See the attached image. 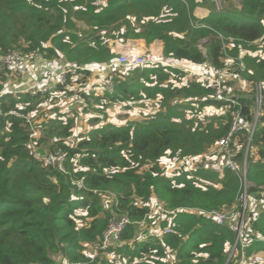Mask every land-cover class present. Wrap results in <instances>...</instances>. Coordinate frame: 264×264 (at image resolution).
<instances>
[{"label":"trees","instance_id":"1","mask_svg":"<svg viewBox=\"0 0 264 264\" xmlns=\"http://www.w3.org/2000/svg\"><path fill=\"white\" fill-rule=\"evenodd\" d=\"M206 2L209 0H0V264H55L58 252L74 264H95L98 258L89 263L85 247L96 245L110 220L121 215L129 223L119 235V244L104 250L113 248L119 255L125 254L129 260L122 261L124 264L225 263L235 233L202 215L174 214L172 231L161 238L138 239L137 224L147 215L151 196L163 202L165 209L230 207L240 193L238 171L225 169L218 186V172L210 168H199L191 176L182 172L170 177L162 174L158 163L169 149L187 147L191 148L189 154L202 153L229 133L237 167L246 159V178L252 182L249 196L264 197V96L262 115L257 117L255 97L250 93L232 90L219 98L206 80L182 83L185 74L177 68L143 66L126 72L116 67L111 71V90L97 96L82 91V97L111 105L153 99L158 113L142 121L91 128L75 147L66 140L73 119L50 118L49 132H42L41 138L49 140L44 143L49 152L67 153L64 173L53 165L44 167L29 155L24 116L33 112L30 104L35 101L38 105L39 99L31 92L16 97L4 93L13 88L16 78L1 62L11 51L27 54L38 48L50 59L61 57L85 67L109 63L114 56L107 41L115 37L140 39L146 44L159 40L166 58L207 63L215 69L225 66L226 50L234 56L241 47L259 41L264 51V0H236L229 2L228 9L212 8L198 18L194 9ZM78 22L86 29L76 30ZM229 43L233 46L228 47ZM253 61V75L248 77L259 78L264 56ZM77 74L88 76L90 70L76 71L69 83ZM170 80L178 84L168 83ZM234 83L231 79L228 85ZM194 106L199 113L208 106L219 112L194 127L190 118H183V112ZM235 115L243 125L231 130ZM251 148L257 159L250 154ZM143 165L146 167L141 169ZM103 193L114 196L111 210L103 202ZM249 222L253 242L248 251L264 248V207L257 218L250 213ZM165 224L163 220L161 226ZM167 249L174 251L177 262L161 259ZM104 250L98 248L97 254Z\"/></svg>","mask_w":264,"mask_h":264},{"label":"rangeland","instance_id":"2","mask_svg":"<svg viewBox=\"0 0 264 264\" xmlns=\"http://www.w3.org/2000/svg\"><path fill=\"white\" fill-rule=\"evenodd\" d=\"M211 2V3H210ZM209 9H212L216 7L215 3L209 0ZM224 3H227L230 7L229 2H222V9L225 8L223 5ZM237 3V2H236ZM113 27V25L109 26ZM80 28H85L81 22H78L76 30H80ZM86 29V28H85ZM88 30H90V33L92 29L89 27ZM81 37V33L79 34ZM228 47H232L233 44H227ZM201 49L204 51L205 49L203 46ZM225 56V66L221 68L222 71H224L223 74V83L225 87V94L232 93V90H236L237 92H246L250 93L255 97L260 96L263 99L264 96V70L258 69L260 71V77L259 78H249V75H253V69L252 67H255L254 59L257 57H263L264 51L261 45V42L257 41L252 44H249L247 46H243L239 49V51L236 53V55L232 56L226 52L224 53ZM115 59V57H114ZM113 59V60H114ZM253 59V60H252ZM184 68H180L184 71L185 77L182 80V83H186L190 79H198L199 81H205L207 78L206 76H214L216 74V71L219 69H215L212 66H210L207 63H202L200 67H205L211 70V72L206 70H197L193 69L191 67H188L187 64L189 62L184 63ZM88 67V66H87ZM86 67V68H87ZM159 68H162V66H158ZM175 66L167 67L168 69H171ZM165 68V67H164ZM248 68L252 70V72L247 71ZM88 69V68H87ZM96 69V66L93 65L90 69V72L95 71L94 73H99V81L93 82L95 80V74L91 77V82H89L87 76L80 75L78 76V80H76L73 83H70L66 85L63 97L58 98L55 101H49L44 100L45 97H42V101L39 105L35 103V101L31 102L30 106L33 107V113H28L24 116V118L27 116V119L25 118L26 122L23 124V127L25 131H28V141H27V147L29 146V149L31 152H33V149L38 148H44V143H47L49 140L45 139L44 137L41 138L42 132L44 134H47L49 132V122L52 121L50 118H58L60 120H66L68 118H72L74 121V126L71 127V134L66 138L67 144L71 147H75L77 145V141L81 139L83 136H86L88 131L93 127H99L108 123H111L113 125H122L126 124L127 121H142L143 119H149L150 117L153 118L155 113L159 110L158 105L155 103V100H132L129 102H122L118 104H106V103H95L94 99H90L89 101L85 100V97H82L81 93L82 91L87 94H95L102 95L104 94L105 89L107 88L106 84V77L103 79L101 78L103 76V73L105 74L104 70ZM188 69V70H185ZM123 70V69H122ZM195 71L198 74H195L191 71ZM197 70V71H196ZM128 72V70H125ZM231 72L238 73V76H235L231 74ZM210 73H212L210 75ZM92 75V74H91ZM84 77V78H83ZM206 78V79H205ZM231 79H234L235 83L232 85H228L229 81ZM157 81V80H155ZM17 80L15 81L14 85L16 84ZM6 85L10 83V80L6 78L5 80ZM75 83V84H74ZM168 83H175L178 84L175 80H170ZM8 87L7 89H9ZM19 95V94H18ZM8 96H14L17 95L8 94ZM39 98H36L37 100ZM57 101H60L59 103ZM179 102V101H177ZM141 103H144L141 105ZM22 106V103H18ZM79 104V105H77ZM145 106V107H144ZM256 116L262 115V106L260 108H256V104H254ZM196 107L194 106L193 110H190L189 112H183V118H190L192 120V126L197 127L198 125L205 124L208 119L218 113L216 108L208 106L204 107L201 110V113L195 110ZM164 111V110H162ZM222 112H225V109L221 110ZM158 113V112H157ZM156 113V114H157ZM233 115V114H232ZM153 116V117H152ZM98 118V120H97ZM94 119V120H92ZM176 121H180L179 118H176ZM191 148H175L173 150L169 149V151H166L163 156H161L158 159L159 167L162 170V174H165L167 176H176L181 174L182 172H186L188 175H192L193 172L199 168H210L214 169L213 165L216 161L220 163V165H223L224 158L221 155L217 154V151L220 150L219 148L212 147L211 149L197 154H189ZM55 153H63L60 151H57ZM43 154H47V151L43 149ZM250 154L257 159V155L255 152V148L250 149ZM30 155V154H29ZM31 156V155H30ZM247 156V154H246ZM233 159V156H232ZM234 160V159H233ZM245 163L246 159L244 158ZM44 165L46 163L45 160H43ZM235 162V160H234ZM244 162V161H243ZM236 163V162H235ZM237 165V164H236ZM146 166L143 165L141 169L145 168ZM236 168V166H235ZM247 168V164H246ZM215 170V169H214ZM216 171V170H215ZM247 171V170H246ZM242 172V169H241ZM261 172L264 173V168L261 169ZM242 174V173H241ZM216 184L219 186L220 183L218 181L222 180V177H217ZM204 181V180H203ZM215 180H207L204 182H214ZM244 184L247 183V193L249 187L252 185V182H249L247 178L245 177V180H243ZM254 184V183H253ZM204 185V184H203ZM239 195V194H238ZM238 195L236 197L235 202L228 208H211V209H205L202 207L197 206H190V207H178L175 209H165L163 207V202L158 201L156 197L151 196L150 199L147 201L148 205V213L145 215V217L138 222L137 229H136V236L138 239L146 238L149 236H154L161 238L163 237V228L166 226V218L168 216L174 217V214L176 213H190L194 215H202L204 217L205 214L207 215L209 211L213 209H219V210H225L228 211L229 209L233 208L238 200ZM249 211L254 212V215L257 214V209H261L264 197H257L256 194L249 196ZM103 202L108 208L111 210V204L114 201V196L109 193H103L102 196ZM138 202L140 201L139 198L136 199ZM260 206V207H259ZM259 207V208H258ZM81 214H83V209L79 210ZM207 218V217H206ZM208 219V218H207ZM165 220L166 224L164 227H162V222ZM173 223V222H172ZM172 225V224H171ZM173 229V228H172ZM190 231H185L184 233V240L188 239ZM167 234V233H165ZM259 238V237H258ZM238 243L236 241L235 237H233L232 242L229 246H231L228 249V254L226 256V260L224 264H235L234 257L238 254L239 249L235 250V256L233 255L232 246L233 244ZM240 244H242V241L240 240ZM263 247V245H261ZM112 247L111 245L109 246ZM227 245L225 246L228 248ZM240 248L239 246H236ZM258 248V247H256ZM93 250V244H87V246L84 249L85 254L89 257V263L94 261L98 258V261L95 264H100L103 260H112L113 264H124L122 261H128L129 259L125 254L119 255L114 249L112 250H104V251H98V254L92 253ZM103 250V249H100ZM232 250V252H231ZM264 252V248L259 249H253L251 251H248L247 255H251L253 252ZM232 253V256H231ZM98 255V256H97ZM205 256V254H199ZM54 257L57 259V262L59 264L62 263L63 260H65L61 253H55ZM97 257V258H96ZM161 259L168 263H175L178 261L177 256L174 254L173 250L167 249L165 254L161 256Z\"/></svg>","mask_w":264,"mask_h":264},{"label":"built area","instance_id":"3","mask_svg":"<svg viewBox=\"0 0 264 264\" xmlns=\"http://www.w3.org/2000/svg\"><path fill=\"white\" fill-rule=\"evenodd\" d=\"M216 9L222 10V0H212ZM228 9L229 5L224 3L223 5ZM112 52L115 54V59L110 63H106L104 65L96 66V68H101L105 66L108 70V75L106 78L107 88L111 90L112 88V75L111 71L116 67H119L123 70H128L136 67H169L172 66V60L167 59L161 53L157 51H143L140 52L130 47L131 42L129 40L121 41L119 39H114L110 41ZM205 51V50H204ZM2 68L9 70L16 80H27L29 76L32 77V80L29 81V86L25 88H10L5 92L13 95H18L21 93L31 92L32 95H37L40 93L45 94L48 92L57 91L61 88H65L68 84V78L70 75L75 73L82 68H86L82 65H77L73 62H63L62 64L57 63L56 59H50L45 56L40 49H36L30 53L23 54L19 51H11L4 55L1 58ZM90 69L91 67H87ZM86 68V69H87ZM85 70V69H84ZM191 71V70H190ZM193 72V71H191ZM195 73V72H193ZM223 74L224 71L221 69L216 71L214 76H206V81L211 88L215 90V96L222 97L225 92V87L223 83ZM233 74V72H231ZM235 76H238V73L234 72ZM4 92V93H5ZM6 93V94H7ZM3 95V94H1ZM0 95V99H1ZM256 108H260L262 105V97H256ZM2 114V110L0 107V116ZM243 125V120L239 119L237 115L234 116V122L232 124L231 130H236ZM229 133L226 137H223L218 140L214 148H219L217 151L218 155H221L223 160V165H220L218 161H216L213 165V168L218 172L219 177H223L224 170L228 169L230 171H238L239 179H240V193L238 195V200L233 208L228 211L213 209L208 212L205 216L212 222L218 225H224L232 230L235 235L236 241L238 243L233 244L232 250L233 255L235 256V250L239 249L238 254L234 257L235 264H263L264 261V252H253L251 255H247L248 249L252 246L253 242V233L250 229L249 222V198L247 193V183L244 184L243 180L246 177V163L245 160L242 163L241 167L238 168L234 160L232 159V152L230 151ZM29 149V146H28ZM29 154L32 158L39 160L44 167L53 165L60 172H67L66 169V160L67 153H52L48 152L47 154H43L41 149H33V152L29 149ZM43 160L46 161L45 165ZM236 166V168H235ZM213 169V170H214ZM242 169V172H241ZM214 170V171H215ZM242 173V174H241ZM264 207V200L261 208ZM255 212V211H254ZM254 212L251 214L257 218L259 210H257V214L254 215ZM166 226L162 229L163 234L170 233L172 231L171 224L173 222L172 216H168L166 218ZM129 223V219L126 215H121L115 219H111L108 223L107 228L102 234V238L99 242L96 243V246L93 245L92 253L97 254V249H107L111 245H116L119 243V235L126 224ZM240 240L242 244H240ZM239 246L240 248L236 247ZM231 250V252H232ZM232 256V253H231ZM61 264H74L69 260H63ZM75 264H82L80 262Z\"/></svg>","mask_w":264,"mask_h":264},{"label":"crops","instance_id":"4","mask_svg":"<svg viewBox=\"0 0 264 264\" xmlns=\"http://www.w3.org/2000/svg\"><path fill=\"white\" fill-rule=\"evenodd\" d=\"M222 1H224V2H230V3H236V0H222ZM213 2V1H212ZM211 3V2H210ZM209 4V3H208ZM207 4V2L206 3H204V4H199L198 6H196V8L194 9V15L195 16H197L198 18H202V17H205L208 13H209V5ZM214 8H216V7H214ZM114 39H119V40H121V41H126V40H129L130 42H131V44H130V47L131 48H133V49H135V50H138V51H140V52H143V51H149V50H152V51H157V52H159V53H161L163 56H164V54H163V51H162V42L161 41H159V40H154L152 43H150V44H146V42H144L143 40H140V39H126V40H123V39H121V38H117V37H115V38H111L110 40L108 39V41H107V45H108V48H109V50H110V53L113 55V56H115V54L112 52V48H111V44L112 43H110V41L112 40H114ZM165 57V56H164ZM51 59H53V60H55L56 59V61H57V63H59V64H62L64 61H62V59H61V57H58V58H51ZM167 59H170V60H172V66H175V67H172V68H177V69H179V70H181V71H183L182 69H180V68H184V63H187L186 61H180V60H177V59H173V58H167ZM104 64H106V63H104ZM104 64H98V65H95V66H101V65H104ZM187 66L188 67H191V68H193L194 70L195 69H197V70H206V71H208L209 69L208 68H205V67H200L201 66V64H191V63H189V64H187ZM89 67H92V66H89ZM170 67V66H169ZM91 69V68H90ZM90 69H88V70H90ZM97 69H100V70H104L105 71V74L103 73V76L101 77V78H107V75H108V70L106 69V67L105 66H102L101 68L99 67V68H96L95 70H97ZM185 70H188V69H185ZM196 70V71H197ZM93 73H91L90 72V74L87 76V78H88V80H89V82H91V77H93L94 75L93 74H95V80L94 81H92V83L93 82H98L99 81V77H100V74L99 73H94L95 71H92ZM184 72V71H183ZM193 72H195V71H193ZM209 72H211V70H209ZM92 74V75H91ZM195 74H198V73H196L195 72ZM212 73H210V75H211ZM80 75H82V74H77L75 77H73V80H71L70 81V83H73V82H75L76 80H78V76H80ZM30 80H32V77L31 76H29V78L27 79V80H21V81H19V80H17V82H16V84L13 86V88H25V87H27V85L29 86V81ZM106 80V79H105ZM192 79H190V80H188V81H191ZM73 81V82H72ZM70 83H69V81H68V84L70 85ZM75 84V83H74ZM64 89L65 88H61V89H59V90H57V91H53V92H48V93H45V94H42V93H40L39 92V94H37L36 96L35 95H33V96H35V97H37V98H39V102H38V105L40 104V102L42 101V97H45L44 98V100L43 101H45V100H49V101H55V100H57L58 98H62L63 97V92H64ZM5 92V91H4ZM58 103L60 102V101H57ZM77 105H79V104H77ZM145 107V106H144ZM30 113H33V112H30ZM94 128V127H93ZM45 149V151H47V152H49L48 151V149L47 148H44ZM55 264H59V262H57V259H56V262H55Z\"/></svg>","mask_w":264,"mask_h":264},{"label":"clouds","instance_id":"5","mask_svg":"<svg viewBox=\"0 0 264 264\" xmlns=\"http://www.w3.org/2000/svg\"><path fill=\"white\" fill-rule=\"evenodd\" d=\"M7 94H9V93H7ZM4 101H6V98L4 99ZM48 153V152H47ZM99 242V241H98ZM119 244V243H118ZM93 245H95V244H93ZM96 246V245H95ZM108 249V248H107ZM104 250V249H103Z\"/></svg>","mask_w":264,"mask_h":264},{"label":"bare ground","instance_id":"6","mask_svg":"<svg viewBox=\"0 0 264 264\" xmlns=\"http://www.w3.org/2000/svg\"><path fill=\"white\" fill-rule=\"evenodd\" d=\"M84 69H86V68H82V70H84Z\"/></svg>","mask_w":264,"mask_h":264},{"label":"water","instance_id":"7","mask_svg":"<svg viewBox=\"0 0 264 264\" xmlns=\"http://www.w3.org/2000/svg\"><path fill=\"white\" fill-rule=\"evenodd\" d=\"M110 63V62H109Z\"/></svg>","mask_w":264,"mask_h":264}]
</instances>
